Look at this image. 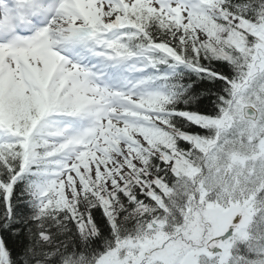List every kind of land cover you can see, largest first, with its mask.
Wrapping results in <instances>:
<instances>
[{
    "label": "snow or ice",
    "instance_id": "6c2138e0",
    "mask_svg": "<svg viewBox=\"0 0 264 264\" xmlns=\"http://www.w3.org/2000/svg\"><path fill=\"white\" fill-rule=\"evenodd\" d=\"M0 264H264V0H0Z\"/></svg>",
    "mask_w": 264,
    "mask_h": 264
}]
</instances>
